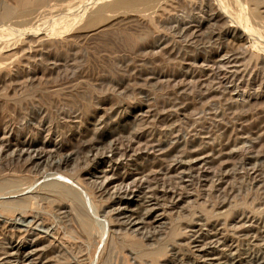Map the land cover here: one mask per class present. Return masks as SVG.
Listing matches in <instances>:
<instances>
[{"label": "rangeland", "instance_id": "obj_1", "mask_svg": "<svg viewBox=\"0 0 264 264\" xmlns=\"http://www.w3.org/2000/svg\"><path fill=\"white\" fill-rule=\"evenodd\" d=\"M81 1L0 0V180L29 188L0 215V264H264V0H222L235 23L170 0L90 27L114 0Z\"/></svg>", "mask_w": 264, "mask_h": 264}, {"label": "bare ground", "instance_id": "obj_2", "mask_svg": "<svg viewBox=\"0 0 264 264\" xmlns=\"http://www.w3.org/2000/svg\"><path fill=\"white\" fill-rule=\"evenodd\" d=\"M86 0H83V1H81L80 3H84ZM88 1V0H87ZM90 1V0H89ZM170 0H114L112 3H107V4H104V5H102V6H100V7H98V8H96V9H94V10H92V11H89L90 13H86V15H87V17L85 18V19H87L86 20V23L84 22V25H86V26H88L89 25V27L91 26V24H95V22L96 21H98V20H100V19H102L103 17L104 18H106L105 17V15H107V13H111V12H114L115 14L116 13H118L119 11L120 12H133V13H137V14H140L141 16H147L148 14H151V13H153V12H155V10H157L158 8H161V6H162V4H164V3H167V2H169ZM224 1V0H223ZM222 0H214V2L216 3V4H218V6H220L221 8H222V10L223 11H225V12H223L222 10V15L223 14H225L227 17H229V19L231 18L232 20H234V23H235V20H239L241 17L239 16V14L242 12V11H240L241 9L240 8H238L237 9V11H236V13H237V15L236 14H234V11H233V13L231 12L232 10V8H233V6L235 7L236 5L235 4H233V2L230 4V5H232L233 4V6L232 7H229L228 5H227V1H225L226 2V4H225V2H223ZM233 1H235V0H233ZM230 2H231V0H230ZM236 2V1H235ZM240 0L236 3L237 4V6L238 7H240V6H243V5H241L240 3ZM26 0H20V2H19V6L22 8V7H25L26 6ZM85 3H87V2H85ZM52 5V4H51ZM184 7V6H183ZM216 7H217V5H216ZM220 7H218V8H220ZM59 8V7H58ZM220 8V9H221ZM235 8H237V7H235ZM242 8V7H241ZM219 9V10H220ZM245 9V8H244ZM243 9V10H244ZM28 10V9H27ZM37 10V9H36ZM246 10V9H245ZM8 12H9V10H6L5 11V15H7L8 14ZM244 12V11H243ZM245 13V12H244ZM244 13H242V14H244ZM89 14V15H88ZM247 14V13H246ZM4 15V16H5ZM152 15V14H151ZM234 15V16H233ZM245 15V14H244ZM243 15V16H244ZM242 16V17H243ZM150 18H151V16H149ZM247 17H248V15H247ZM135 18V17H134ZM142 18V17H141ZM248 18H250V16L248 17ZM254 19H255V16L253 17ZM147 19H149V18H147ZM242 19V18H241ZM103 20H105V19H103ZM134 20V19H133ZM139 20V19H138ZM246 20V19H245ZM249 20V19H248ZM11 21V20H10ZM137 21V20H136ZM242 21H244V18L242 19ZM250 21V20H249ZM249 21H245L246 23H245V25L249 22ZM253 21H255L254 23V25H255V27L257 28L256 29V32H254L253 33V31H251V30H249V28L247 27V26H245V27H243V29H241L242 30V33H243V31H244V34H248V33H251V35H252V33L253 34H255L256 36H257V38H260L262 41H264V26L259 22V21H257L256 19L255 20H253ZM103 22V21H102ZM141 22H143V20H141ZM230 22V21H229ZM17 23V22H16ZM97 23V22H96ZM128 23V22H127ZM140 23V22H139ZM145 23V22H144ZM240 23V22H239ZM93 24V26H97V25H94ZM138 24V23H137ZM146 24V23H145ZM130 25V24H129ZM235 25V24H234ZM237 25H240V24H237ZM242 25H244V24H242ZM249 25V24H248ZM7 26V25H6ZM48 26H50V25H48ZM92 26V27H93ZM145 26V25H144ZM139 27V26H138ZM254 27V28H255ZM136 28V27H135ZM143 28V27H142ZM146 28V27H145ZM38 29V28H37ZM132 29V28H131ZM146 29H148V28H146ZM193 30V29H192ZM255 30V29H254ZM21 31V30H20ZM148 32H149V30H148ZM151 32V31H150ZM35 33V32H34ZM250 35V34H249ZM254 35V36H255ZM3 38V37H2ZM15 38V37H14ZM13 38V39H14ZM257 38H255V40L257 39ZM4 39H6V37L4 38ZM4 39H2V40H4ZM7 39H9V38H7ZM251 39V38H250ZM260 39H258V42H259V40ZM252 40V39H251ZM6 41V40H5ZM257 41V40H256ZM254 42V41H253ZM2 43V42H1ZM40 43V42H39ZM255 45H256V43H255ZM257 47H259V48H257ZM256 49L258 50L259 49V51L260 52H264V43L262 44V43H260L259 44V46H256ZM0 66H2V64L0 65ZM1 109V108H0ZM113 146V145H112ZM111 149V148H110ZM114 151V150H113ZM117 151V150H116ZM124 152V151H123ZM123 152H122V155H124L123 154ZM125 152H126V150H125ZM71 153V152H70ZM114 153V152H113ZM38 156H39V153H38ZM43 157V156H42ZM46 159V158H45ZM12 161V160H11ZM6 163V162H5ZM157 167V166H156ZM59 169V168H58ZM58 169H56L57 171H58ZM60 172V171H59ZM60 174V173H59ZM119 174V173H118ZM64 175H66V174H64ZM115 175V174H114ZM114 175H112V176H114ZM67 176V175H66ZM115 176H117V175H115ZM9 177V176H8ZM21 178V177H20ZM129 177H127V176H125L124 175V177H117V178H115V179H117L120 183L122 182V183H124V185H125V183L129 180L128 179ZM6 179H7V177H6ZM6 179L5 180H0V215H4V216H8V215H14V214H16V213H23L26 209H25V206L27 205V203H26V201H23V200H25V198L22 200L21 198H16V200H14L15 198L14 197H19V196H21V195H23L22 194V192H24V191H26L27 189H29L28 188V186L27 185H24V186H26V188L24 187V186H21V187H24L25 189H22V190H19L20 188V186H18V187H14V182H12L13 180L11 179V178H8L7 180H12V181H6ZM18 179V178H17ZM111 179V178H110ZM19 180V179H18ZM17 181V180H16ZM19 182V181H18ZM53 182V181H52ZM115 182H116V180H115ZM131 182V181H130ZM23 183V182H22ZM36 183V182H35ZM59 183V182H58ZM58 183H51L52 184V186H53V189H54V191H57V196H58V198L59 199H65V198H67V197H71L72 196V194L70 193V192H72V190H68L66 187L64 188L63 187V185L62 184H60V185H58ZM113 183V181H109V183H107V185L108 184H112ZM134 183V182H133ZM15 184L17 185L18 183H16L15 182ZM21 184V183H20ZM25 184V183H24ZM127 184V183H126ZM136 184H138V182H136L135 183V185ZM15 185V186H16ZM19 185V184H18ZM62 185V186H61ZM134 185V186H135ZM31 185H29V187H30ZM120 186V185H119ZM32 187V186H31ZM30 187V188H31ZM51 188L52 189V187L50 186V184H49V186H48V184H47V186L45 187V188ZM113 187V186H112ZM13 188H17V190H19V191H17L16 190V192L13 190V192H11L12 190L11 189H13ZM19 188V189H18ZM47 188V189H48ZM134 188V187H133ZM46 189V190H47ZM51 189H48V191H51ZM84 189V188H83ZM11 190V191H10ZM47 191V193H50V192H48ZM53 191V190H52ZM51 191V192H52ZM70 191V192H69ZM19 193H21L19 196H18V194ZM169 193H171V192H169ZM174 194V193H173ZM172 194V195H173ZM6 195H7V197H6ZM154 195V194H153ZM164 195V194H163ZM163 195H162V197H163ZM167 195H169V194H167ZM179 195V194H178ZM76 196V195H75ZM74 195H73V197H75ZM177 196V195H176ZM73 197H71V198H73ZM78 196H76V198H77ZM164 197H165V195H164ZM170 197H172L171 195H170ZM169 197V198H170ZM13 198V199H12ZM29 199H31V198H29ZM28 199V200H29ZM53 199V198H52ZM153 199V198H152ZM157 199H159V198H157ZM184 199V198H183ZM54 200V199H53ZM56 200H58V199H56ZM67 200H68V198H67ZM72 200V199H71ZM70 200V201H71ZM30 201V200H29ZM73 202L75 201V199L74 200H72ZM77 201V200H76ZM153 201V200H152ZM28 202V201H27ZM67 202V201H66ZM80 202V201H79ZM63 203V202H62ZM65 203V202H64ZM81 203V202H80ZM85 203V202H84ZM77 204V203H76ZM73 205V204H72ZM81 205H82V203H81ZM156 205V204H155ZM53 206H55V205H53ZM69 206V205H68ZM71 206V205H70ZM79 207V210H82L81 208L83 207V205L80 207V205H78ZM73 207H74V205H73ZM76 208V207H75ZM77 208V209H78ZM84 208V207H83ZM73 209V208H72ZM76 209V210H77ZM74 210V209H73ZM72 210V211H73ZM76 210H75V212H76ZM78 210V211H79ZM87 210V209H86ZM85 211V210H84ZM150 211V210H149ZM82 212V211H81ZM81 212H76L77 214L75 215V213L73 214V215H75V216H73L74 218H73V220L75 219V217H76V219L75 220H77V222H78V229H80V232L81 233H83V234H85V235H88V233H91V224H90V221L88 220V216L85 218V216H83V214L85 215V213H81ZM153 212V211H152ZM149 215V214H148ZM138 216V215H137ZM223 216V215H222ZM225 216V215H224ZM132 217V216H131ZM131 217H129V218H131ZM141 219V217H138V221ZM144 218V217H143ZM149 218V217H148ZM91 219V218H90ZM135 219V218H134ZM137 219V218H136ZM124 220V219H123ZM143 220V219H142ZM145 221H146V219H144ZM143 220V221H144ZM130 221V220H129ZM135 221V220H134ZM137 221V220H136ZM148 221V220H147ZM76 221H74V223H75ZM76 222V223H77ZM118 222V221H117ZM69 223V222H68ZM75 223V224H76ZM93 223V222H92ZM128 222H126L125 224H127ZM130 223V222H129ZM128 223V224H129ZM140 223V222H139ZM123 224V223H122ZM134 223L132 222V224L131 225H133ZM146 224V223H145ZM121 225V224H120ZM128 226H130V225H128ZM74 227V226H73ZM132 228V227H131ZM217 228V227H216ZM129 229V228H128ZM71 230H72V227H71ZM75 229H73V232H75V231H77V230H75ZM173 230V229H172ZM171 230V231H172ZM130 231V230H129ZM170 231V232H171ZM70 232H72V231H70ZM46 233V232H45ZM79 233V232H78ZM130 233H132V232H130ZM134 233V232H133ZM11 234V233H10ZM13 234V233H12ZM19 234H20V232H19ZM65 234H63V236H64ZM71 235V234H70ZM79 235H81V234H79ZM141 235V234H140ZM11 236V235H10ZM59 236V235H58ZM57 236V237H58ZM89 236H91V234L89 235ZM116 236V235H115ZM125 236H127V239H128V241L127 242H130V245H132L135 249H136V251L138 252V250H139V259H142V258H147V259H150L151 261H150V263L153 261V260H155L159 255H160V252L159 251H150L149 253H142V251L143 250H141L140 248H141V244H139V243H137L138 241H136L135 239H134V241L133 240H131V238H128V237H131L130 235H125ZM52 237V236H51ZM83 239H84V237L83 236H81ZM158 237V236H157ZM14 238V237H13ZM90 238V237H89ZM47 239V238H46ZM58 239V238H57ZM73 239V238H72ZM85 239H86V237H85ZM122 239V241H123V237L121 238ZM126 239V238H125ZM169 239V238H168ZM6 240V239H5ZM16 240V239H15ZM63 240V239H62ZM110 241V240H109ZM119 242H121V241H119ZM51 243V242H50ZM77 243V242H76ZM124 243H126L125 241H124ZM37 244H38V242H37ZM71 244V243H70ZM79 244V243H78ZM46 245V244H45ZM73 245V244H72ZM118 245V244H117ZM39 246V245H38ZM78 246V245H77ZM123 246V245H122ZM125 246V245H124ZM79 247V246H78ZM112 247H113V244H112ZM120 247V246H119ZM125 247H127V246H125ZM77 248V247H76ZM110 248V247H109ZM117 248V247H116ZM19 249H21V248H19ZM114 249V248H113ZM130 249H131V247H130ZM142 249H144V248H142ZM36 250V249H35ZM48 250V249H47ZM112 250V249H111ZM116 250V249H115ZM118 250H120V249H118ZM133 250V249H132ZM7 251V250H6ZM18 251V250H17ZM88 251V250H87ZM108 251V250H107ZM110 251V250H109ZM108 251V252H109ZM22 252V251H21ZM24 252V251H23ZM116 252V251H115ZM26 253V252H25ZM137 253V254H138ZM5 254V253H4ZM16 254H18V253H16ZM22 254V253H21ZM27 254H29V253H27ZM111 254V253H110ZM26 255V254H25ZM24 255V256H25ZM45 255V254H44ZM108 255H109V253H108ZM5 256H7V254H5ZM19 256V255H18ZM9 257V256H8ZM16 257V256H15ZM21 257H22V255H21ZM26 257V256H25ZM45 257V256H44ZM47 257V256H46ZM51 257V256H50ZM115 257V256H114ZM113 257V258H114ZM10 258H12V256L10 257ZM9 258V259H10ZM41 258V257H40ZM16 259V258H15ZM106 259H108L107 257H106ZM7 260V259H6ZM45 260V259H44ZM8 261V260H7ZM12 261V260H11ZM114 261V260H113ZM148 261V260H147ZM26 262V261H25ZM27 263V262H26ZM106 263V262H105ZM104 263V264H105ZM29 264H30V262H29ZM32 264V263H31ZM223 264V263H222Z\"/></svg>", "mask_w": 264, "mask_h": 264}]
</instances>
